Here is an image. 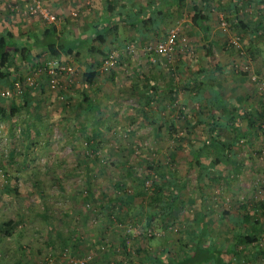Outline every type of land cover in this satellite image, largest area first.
Returning <instances> with one entry per match:
<instances>
[{
    "label": "rangeland",
    "instance_id": "374dc122",
    "mask_svg": "<svg viewBox=\"0 0 264 264\" xmlns=\"http://www.w3.org/2000/svg\"><path fill=\"white\" fill-rule=\"evenodd\" d=\"M41 1L56 15L55 26L67 25L73 32L82 30V23L94 13L80 10L73 0L68 3L61 0L60 9L53 0ZM28 2L8 4L11 12L19 14L14 15L17 20L14 32L20 38L29 35L23 23L28 19L33 28L39 21L42 25L49 23L40 14L25 13L23 7ZM208 2L212 14L209 35L204 33V28L193 24L192 10L188 7L187 12L172 10V20L159 17V23L151 28L154 33L149 39L141 41L131 36L121 53L114 50L113 63L107 69L102 64L101 75L87 86V92L95 96L101 109L104 107L101 112L95 109L81 112L73 104L86 70L84 56L39 58V63L43 61L38 66L39 73L49 72L52 60L73 66V71L57 73L54 75L56 83L49 80L43 94L40 90L34 93V102L41 107L30 118L29 127L30 114L23 102L17 104L12 118L14 130L10 119L0 115V264H38L48 260L51 264H68L69 258L77 262L86 259L85 264H116L117 260L131 263L143 260V264H147L148 256H152L150 260L156 255L171 257L168 248L177 251L179 257H186L183 240L188 242V235L198 227L200 211L206 214L211 238L220 240L221 245L228 248L233 243L231 228L238 230L240 223V219L230 216L234 202L242 201L246 212H259L260 206L255 203L264 202V108L258 100L261 96L264 101V31L255 35L232 25L235 11L230 0ZM12 4L20 9L12 10ZM242 4L238 18L250 27L264 21V0H243ZM177 13L181 14L176 18ZM166 29L165 34L158 32ZM172 29L177 31V45L171 57L154 51L149 54V60H143L141 52L149 53L147 46L164 40ZM210 41H213L212 46ZM103 55L99 57L104 58ZM119 55L123 58L119 59ZM19 60L17 56L10 70L25 71L21 68L26 62ZM207 61L222 65L220 82L227 98L237 96L262 113L240 140L236 157L220 166L224 177L216 174L212 184L204 186L205 193H201L199 166L196 162L190 168L189 147H178L177 139L187 133L188 127L178 122L177 139L169 136V126L178 119L179 108L185 106V112L192 114L191 107L194 105L197 111L200 103L194 99L185 102L187 95L180 93L175 101L176 108L162 104L148 114L150 106L140 76L147 66L158 71L160 75L157 76L162 80L184 78L207 65ZM44 65L48 66L47 70L42 67ZM35 69L25 71L29 85L38 83ZM241 70H248L249 75L240 74ZM109 76L112 81L107 79ZM0 87L13 89L10 95L1 94L9 99L16 96V92H22L17 79ZM160 113L165 117L161 129L155 123ZM98 115L104 119L97 122L100 143L92 147L86 141L90 127L82 130L81 124L89 125ZM242 125L248 124L243 121ZM203 133L199 128L189 135L196 140ZM157 162L174 168L180 183L186 180L182 193L189 201L184 208L175 209L174 220L163 219L159 227L152 222L145 228L150 218L147 213L141 216L138 206L147 203L153 183L161 179L157 170L149 171V165L157 168ZM130 165L134 169L132 174L127 170ZM89 189L93 195L87 197ZM202 195L207 201L202 200ZM121 198L124 202H120ZM108 200L115 202L111 203L112 213L107 210ZM226 210L230 213H224ZM9 219L16 225L11 233H6L1 225ZM260 229L258 240L247 244L249 248L254 246L253 249L242 252L240 258L231 254L227 259L233 264H264V223ZM183 233L186 238L181 237ZM152 235L154 238L144 240ZM141 243L145 244L149 255L142 250L137 252ZM252 251L256 252L250 257Z\"/></svg>",
    "mask_w": 264,
    "mask_h": 264
},
{
    "label": "trees",
    "instance_id": "16d2710c",
    "mask_svg": "<svg viewBox=\"0 0 264 264\" xmlns=\"http://www.w3.org/2000/svg\"><path fill=\"white\" fill-rule=\"evenodd\" d=\"M179 1L185 2L186 0ZM202 2L206 3L207 0H202ZM203 3L202 9L199 8L198 4H194L195 14L192 18V22L194 25L204 28L209 35L207 24L210 18L207 10L209 6L203 5ZM242 3L243 0H230L232 9L235 11L232 25L243 32L250 31L255 35L260 34L264 31V21L257 22L254 27H250L248 23L238 18L237 12L239 11V7L243 5ZM107 10H109L107 14L108 17L106 16L103 19L102 26H87L86 28L84 27L85 31L76 34L71 31L67 25L59 29L53 23H48L45 24L41 34L32 35V41L31 44H29L33 46L32 49H41V55H43V52L47 53L48 58L46 59H59L63 58L64 55H74V58L84 56L86 70L82 74L83 80L80 85V92L77 97H73L75 99L73 102V104L76 105L75 108L81 112L90 111L91 109L101 112V110L104 109V107L102 109L100 108V104L95 96L87 92L88 83H94L95 79L101 75L102 64L114 52V50L121 53L122 48L125 47L124 45L122 46V44L113 45L116 41L113 43L110 42L106 45L107 32L113 28V22H115L117 18V14H114L113 16L114 9L112 3L109 4ZM121 19L128 21L127 19ZM152 19L151 13L142 16L143 22H148ZM75 23L81 26L79 21H76ZM15 38L16 36L11 30H0V85L4 86L5 84H11L14 79H17V82L22 88L21 93L16 92V96H13L10 99L9 97H4L0 94V115L2 118L10 119L9 124L13 127V130L16 127L12 118L17 112V104L21 105L23 102L22 104L25 105V108L30 114L29 120L27 121L28 123L30 118L34 116V112L41 107L39 103L35 104L34 93L40 90L39 93L43 94L46 91L45 87L49 86L48 81L51 78V74L47 71L39 73V70L41 69L38 66L43 63V61L39 63V59L36 60L37 55H34L36 57L32 56L33 50L29 47L26 48L24 52L18 50V53L21 52V54L19 53L20 55L18 58H20V63L21 60L26 62L25 68L21 69H26L25 71H27V73L37 67L35 71L38 73V85H29L26 82L25 71L18 73L16 68H14L13 71L10 70V66L14 64L13 62H15L16 56L13 55L14 57H12L10 52H5V49L9 46H15L16 48L17 44L14 40ZM207 38L209 39V37ZM210 42V45L212 46L213 41ZM208 50L211 51L212 49L209 48ZM151 53L152 52H141L140 56L143 60H145V58L149 60V54ZM100 54H104V58H100ZM122 56L123 55H119V59H122ZM43 59L46 60L45 58ZM221 66L222 65L219 62L211 63L207 61V65L201 66L192 75H187L184 78H167L165 80H162L157 76L160 75L158 71H154L153 68L151 70L149 67L144 66L141 70L142 77L140 76L143 86L146 89L145 93H147L146 102L150 106L147 111L148 114H150V112H155V108L158 106L160 107L162 104H166V106H170V108H176L175 101L181 95L180 93H185L187 95L188 99L185 100V102L194 99L200 103L201 107L199 106L200 108L197 111L194 109V105L191 107L192 114H187L185 112V106L179 108L178 119H175L169 126V136L173 139H177L176 134H178L180 130V123L178 122H181L180 125L188 127L187 133L177 139L179 144L178 147H189L190 168L197 162V165L199 166L198 187L200 188L201 193H205L204 186L211 185L216 174H219V178L224 177L220 166L227 165L234 157H236L240 140L246 136V131L250 130V127L253 126L257 115L262 113V111L258 110L259 108H256V106H247L246 103L241 101L237 96L234 98H227L225 96L220 82L223 73ZM42 67L45 68V70L48 69L47 65ZM240 74L249 75V72L248 70H241ZM107 79L111 80V77L109 76ZM139 92L141 93V91ZM69 99L71 100L72 97H69ZM258 100L261 101L260 107L264 108L263 98L260 96ZM152 103L154 106H152ZM164 118L165 117L160 113L159 119L157 118L155 122L158 123L159 129L162 128L165 122ZM98 120L104 121V119L98 115L97 117L92 118L89 125L81 124V126H83L82 130L90 127L86 141L92 147H98L100 143L101 132L98 131V129H100L99 124H97V122L99 123ZM243 121L248 125H242ZM29 125L31 124L28 123V127ZM111 125V122H109L108 126H110V128ZM199 128H201L204 133L198 137L199 139L197 138L194 140L189 134L192 132L196 133ZM28 147H30V144H28ZM129 167L127 170L132 174L134 172L133 166L130 165ZM156 167L157 168H154V166L149 165V171H151V169L157 170L159 172V179H161L160 181L156 180L153 183L151 188L152 191L147 195V203H141L138 206V211L142 213L141 216H143L144 213H147L150 218L149 223L145 224V228H147L152 222L155 227H159L161 223L163 224V219L174 220L176 217L174 214L175 209L184 208L189 201V199H186L182 193L186 180H183V184L180 183V177L176 175L174 168H168L161 162H157ZM89 185L91 186V180L89 181ZM87 192V197L93 195L91 189L87 190ZM202 197L203 201H207V197L204 195H202ZM120 202H124V199L121 198ZM241 202L242 201L240 200H236L233 204L234 210L231 211L239 210L235 217L238 216V219H240V223L238 222V225H240L239 229L232 230L231 228L230 232V237L232 238L233 243L231 244V247L229 246V252L227 253H232L233 255L241 254L246 250L245 247L247 244L258 240V235L254 232V228L264 222V202L258 201L255 203V205L260 206L259 212H246L244 209L245 205ZM111 203L114 204L115 202L108 200L107 210L112 213L114 209ZM224 213L228 214L230 213V210H226ZM199 216L201 218L196 222L198 227L188 235L187 239H189V241L184 242L186 240H183L184 252L187 253V256L179 257L177 251L168 248V253L171 254V257L168 255V258L170 259L168 264H175L176 262V264H201L203 262L222 264V257L227 248L221 247L220 240L211 238L209 226L205 220L206 214L203 213V211H200ZM15 225L16 222L13 219H9L5 221L1 227L5 229L6 233H11V230L14 229ZM184 236L185 238L187 237L185 233H183L181 237ZM152 237L154 238V235L144 240L152 239ZM144 245V243H141L137 252L140 253L142 250L146 255H149L150 252ZM148 257L151 258L152 256Z\"/></svg>",
    "mask_w": 264,
    "mask_h": 264
},
{
    "label": "crops",
    "instance_id": "0c3cea01",
    "mask_svg": "<svg viewBox=\"0 0 264 264\" xmlns=\"http://www.w3.org/2000/svg\"><path fill=\"white\" fill-rule=\"evenodd\" d=\"M25 0H0V30H11L14 34H16L14 32V25L16 23L17 20L14 19V15L18 16L19 14L17 13H13L10 11V9L8 8V4L9 2H19V3H23ZM61 0H53L52 3L54 5H56L59 9L60 6L62 5ZM69 0H64L63 3H68ZM112 3L113 5V16L114 14H117V18L115 20V22H113V28L110 29L107 32V44H109L110 42H115V44L113 43V45H124V43L126 42L127 39H130L132 37L138 38V40L144 41L149 39L150 35L154 33V31H152V27L154 29V25L153 24H158L160 19L159 17H162L164 20H172L173 19V14L171 13V11H182V9L184 11L187 12V8H191L192 10V15H191V20L195 14V10H194V4H198L199 8L202 9V0H186L185 2H180L179 0H73V4L81 7L80 10L86 9V11L91 14V11H93V15L91 16V19H86L85 22L82 23V30L81 31H77L74 32L76 34H80L82 33V31H85V28L87 26H102V21L103 19L107 16L108 11L107 8L109 6V4ZM192 3V4H189ZM203 5H208L210 8V4L207 0L206 3H203ZM63 6V5H62ZM207 8L208 13L210 15V17L212 16L210 9ZM127 11V12H126ZM142 11V12H141ZM151 13L152 16V20H149L148 22H143L142 21V16H144L145 14H149ZM134 14V16H133ZM137 14V15H135ZM141 14V16H140ZM181 13H177L175 16L176 18L180 15ZM108 17V16H107ZM18 19V17H16ZM123 19H127L128 21L122 20ZM30 21V19H28ZM210 20V18H209ZM209 20L207 22V24L209 23ZM23 22L24 26L27 28L26 32H29L28 36H24V37H18L17 35L16 38L14 39L17 46L15 48L14 47H9V51L10 55L12 57H14L13 55H15L16 57L19 56L21 54V52L18 53L19 51H25L26 48H30L32 49L33 46L29 45L31 44V39H32V35L34 34H41L43 32L44 26L40 24V21L38 22V25L34 24V28L32 27L33 24H30V22ZM193 21V20H192ZM106 23V22H105ZM2 26V27H1ZM166 26V24H164V27ZM85 27V28H84ZM59 29L63 28V26H59ZM156 28V26H155ZM201 28V27H200ZM167 31V29L164 32L158 31L159 33H163L165 34ZM204 33L207 34V32L205 31ZM132 36V37H131ZM37 46V45H36ZM40 49V47H39ZM33 53L32 56L36 57V60L39 59L40 57H47L48 54L43 52V55H41V49L40 50H36V49H32ZM41 55V56H40ZM71 56V55H69ZM68 58H73L74 55H72L71 57ZM44 58V57H43ZM67 58V56H66ZM11 59V58H9ZM25 68V65L22 67ZM26 70V69H24ZM5 84V83H4ZM236 211V213H235ZM233 211V213L230 215L231 217L233 216L235 219H238V216H236V214L239 212V210H235ZM259 211V210H258ZM229 217V219H233ZM264 223V222H263ZM263 224H259V226H255L254 228V232L259 235L260 231H261V227ZM240 226V225H238ZM259 227V228H258ZM243 231V228H242ZM54 240V239H53ZM248 249L247 250H251L252 248H249L248 245H246ZM221 247H225L224 245H222ZM227 250L225 252V254H223L222 257V264H233L232 261H230V259H227V255L228 257L232 254V253H227L228 251V247H226ZM256 251H252L249 252V256L252 257L253 255H255ZM157 256V257H156ZM154 259L150 260V258L147 261V264H168L169 262V258L167 259L166 257H163L161 255H156ZM226 256V257H225ZM234 256H237V258H240V254L236 255L234 254ZM236 258V259H237ZM228 260V261H227ZM176 261V260H175ZM144 261L138 260V261H134V262H126V260H117L116 264H143ZM177 263V262H176ZM175 263V264H176ZM201 264H207V263H201ZM209 264V263H208ZM211 264H214L213 262H211Z\"/></svg>",
    "mask_w": 264,
    "mask_h": 264
},
{
    "label": "built area",
    "instance_id": "2783aa9c",
    "mask_svg": "<svg viewBox=\"0 0 264 264\" xmlns=\"http://www.w3.org/2000/svg\"><path fill=\"white\" fill-rule=\"evenodd\" d=\"M10 8L12 10H19L20 7L17 4H12L10 6ZM23 11L25 13H29V14H40L42 15V17L49 23H54L56 21V15L53 14L48 8H45L44 4L42 3L41 0H29L28 4H26L25 7H23ZM176 45H177V31L172 29L170 31V33L168 34V36L156 43V44H149L147 46V49L150 50V52H158V53H162V54H167L171 57V55L175 52L176 49ZM113 58H114V54L112 53L105 61H104V65L105 68L107 69L112 63H113ZM52 66H54L52 68ZM73 71V66H70L68 64H62L60 62H58L57 60H52L51 61V65L49 66V73L51 74V82L54 84L57 82V80L54 78V75H56L59 72H71ZM29 81V80H28ZM30 83H33L31 81H29ZM20 88V86H19ZM13 91L12 88L8 87V88H2L0 87V94L2 95H10L11 92ZM22 91V90H20ZM78 260H74L73 258H69L68 264H73L74 262L76 264H85L86 259L84 260H80V262H77ZM52 261L48 260L45 261L44 263H38V264H51ZM27 264H33V263H27Z\"/></svg>",
    "mask_w": 264,
    "mask_h": 264
}]
</instances>
